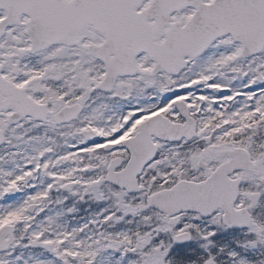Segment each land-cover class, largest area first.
<instances>
[{
	"label": "snow or ice",
	"instance_id": "1",
	"mask_svg": "<svg viewBox=\"0 0 264 264\" xmlns=\"http://www.w3.org/2000/svg\"><path fill=\"white\" fill-rule=\"evenodd\" d=\"M0 264H264V0H0Z\"/></svg>",
	"mask_w": 264,
	"mask_h": 264
}]
</instances>
